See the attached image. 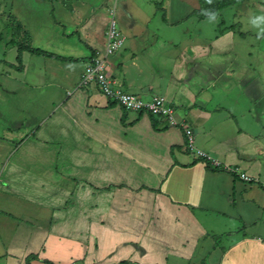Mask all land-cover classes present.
<instances>
[{
	"label": "crops",
	"instance_id": "obj_1",
	"mask_svg": "<svg viewBox=\"0 0 264 264\" xmlns=\"http://www.w3.org/2000/svg\"><path fill=\"white\" fill-rule=\"evenodd\" d=\"M9 2L31 47L70 60L23 51L12 70L5 41L15 56L0 74V264H264V188L197 158L181 127L155 117L154 129L150 114L79 86L114 10L124 44L107 76L164 97L198 149L262 183L264 40L252 53L231 49V32L201 42L189 26L166 30L204 20L198 0Z\"/></svg>",
	"mask_w": 264,
	"mask_h": 264
},
{
	"label": "built area",
	"instance_id": "obj_2",
	"mask_svg": "<svg viewBox=\"0 0 264 264\" xmlns=\"http://www.w3.org/2000/svg\"><path fill=\"white\" fill-rule=\"evenodd\" d=\"M109 17L108 28L105 34L106 43L104 51L97 53L87 62L81 72L79 86L86 87L94 85L99 88L110 102H114L125 111L148 113L161 120L169 127H181L186 139V149L197 158L207 162L211 167H218L224 171L235 174L243 182L251 183L257 181L254 177L241 172L238 167L222 165L208 153L198 149L194 143L192 129L184 123L177 121L174 107L164 97L153 95L149 99H144L138 94L126 91L116 79L107 76L106 61L108 56L119 50L124 44V39L118 29V24L115 19L114 10H110ZM258 185L264 188V182Z\"/></svg>",
	"mask_w": 264,
	"mask_h": 264
},
{
	"label": "rangeland",
	"instance_id": "obj_3",
	"mask_svg": "<svg viewBox=\"0 0 264 264\" xmlns=\"http://www.w3.org/2000/svg\"><path fill=\"white\" fill-rule=\"evenodd\" d=\"M9 1L10 0H0V74H4L7 71L5 66L12 67V66H10V64L7 63V61L11 60V58H13L15 56V53H13L12 57H11V52L8 53L9 50H7L8 47L7 48L5 47V41L9 42V44H10V40L12 38V37L11 38L8 37L9 39L6 38V33H7L6 25L8 26V33L9 34L17 31L15 29V27H17L18 25L21 26V28H24V27H22L23 24L21 25L20 23H18L17 17H14L11 14L12 8L10 6ZM19 3L20 2L18 1L17 2L18 6L20 5ZM262 3H263V5H262ZM242 6H243V4L242 5L238 4L235 6L223 8L220 12V15L217 16L216 22H214V23H209L206 19H204L202 21H195L194 19H191V22H189V23H184L182 25H173L172 27H170V29L166 28V30L171 31V32L174 31L176 33V35H178L182 31V29L186 30L187 29L186 26H189L190 32L194 36H198V38L201 42L205 38V36L212 37L214 35L215 36L219 35V32L221 30L223 31V33L231 32L233 35V42L230 46L231 49L235 48V46L238 47L239 45H241L240 47H242V48H247V45H249L250 46L249 48L253 50L252 53H254L255 46L261 45V40L257 39L255 30L250 28V26L248 24V17L257 13L260 9L264 8V0H247L246 5L244 7H242ZM110 9H112V8H110ZM6 17L8 19L7 24H5ZM157 20L160 21V18ZM163 27H164V25H163ZM21 34L25 35L23 30L20 31L19 37L17 36L18 39H20V36H22ZM26 34H28V33L26 32ZM227 36H228V34H227ZM225 37H226V35H225ZM26 40H28V42H30V38H28V39L26 38ZM251 45L253 46V48ZM217 57L219 58V56H217ZM221 58H223V60L227 62L229 55H226V56L221 57ZM237 58L240 59L238 63H244L245 62L244 58H239V57H237ZM257 58L259 59L258 56H257ZM261 62L264 65V58ZM16 64L18 65L17 61H16ZM13 69L16 70L15 68L12 67V70ZM233 69H235V70H233L234 74H237V70L240 73L243 72L242 68H240V69L233 68ZM261 70H262L263 76H264V68L260 69V71ZM229 80H231V82H232V79H229ZM235 80H236V78L233 79V82H237ZM237 85H238V83H237ZM222 92L219 93V96L226 98L227 93H226V95L225 94L223 95ZM236 92H237V89H234L233 93L235 96L237 94ZM234 95L233 94L229 95V97L227 99V103L231 106L235 105ZM217 98H219V97L217 96ZM246 101H247V99H246ZM219 103H221V104H219V106H221V107H226L225 105H227L225 103V100H220ZM3 109H4L3 103H0V110H3ZM248 109L250 110L249 107H248ZM247 113H249V112H247ZM10 114H21V113L17 112L15 107H12L10 109ZM217 114H226V111L221 110L220 112H217ZM230 122L235 124L233 120H231ZM260 137L262 138L261 141L264 144V132L262 133V136H260ZM262 167L264 170V166H262ZM255 183L259 184L257 181L251 182L249 184H255ZM202 218H204V217H202Z\"/></svg>",
	"mask_w": 264,
	"mask_h": 264
},
{
	"label": "trees",
	"instance_id": "obj_4",
	"mask_svg": "<svg viewBox=\"0 0 264 264\" xmlns=\"http://www.w3.org/2000/svg\"><path fill=\"white\" fill-rule=\"evenodd\" d=\"M245 1H247V0H211V3H209V0H198L199 7L192 12V15L196 16L198 19H206L202 15L203 9H212V10L216 11V13L218 14L223 8L234 6L236 4H239V3H242ZM15 29L17 31L12 32V38L10 40V43L12 45H14L16 47V50H17L16 61H17L18 65L14 67L17 71H20L22 68L21 67V53L23 51H27L33 55H44L47 57H53V58H57L59 60H66V61L70 60L69 58H62L59 56H55L53 54L47 53V52L40 50L38 48L31 47L30 42H28V40L24 39L22 36H20V39H18L20 31L23 30V28H21V26L18 25L17 27H15ZM112 103H114V102H112ZM150 117L153 120L152 126L155 129V121H154L155 117L152 115H150ZM213 169L214 170L215 169L216 170H222L221 168H218V167L217 168L213 167Z\"/></svg>",
	"mask_w": 264,
	"mask_h": 264
},
{
	"label": "clouds",
	"instance_id": "obj_5",
	"mask_svg": "<svg viewBox=\"0 0 264 264\" xmlns=\"http://www.w3.org/2000/svg\"><path fill=\"white\" fill-rule=\"evenodd\" d=\"M209 3H211V0H209ZM202 15L209 23H214L217 20V13L212 9H203ZM248 24L251 29L255 30L257 39L264 40V8L249 16Z\"/></svg>",
	"mask_w": 264,
	"mask_h": 264
}]
</instances>
